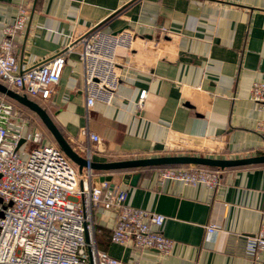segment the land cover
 I'll return each instance as SVG.
<instances>
[{"label": "crops", "instance_id": "0c3cea01", "mask_svg": "<svg viewBox=\"0 0 264 264\" xmlns=\"http://www.w3.org/2000/svg\"><path fill=\"white\" fill-rule=\"evenodd\" d=\"M21 6L28 18L13 36L21 66L74 44L59 81L41 102L82 156L110 161L264 153V128L258 127L264 126V103L250 98L252 82L264 80V0H0V40L2 26ZM95 25L106 31L127 27L134 39L130 50L117 49L120 80L110 102L87 107L77 39ZM159 168L92 169L94 179L112 174V182L126 190L127 204L163 214L162 233L172 240L168 252L113 242L115 212L99 205L96 242L116 264H264L246 244L264 211V163L220 169L216 186L159 181ZM137 171L134 185L120 178ZM211 223L217 228L207 232Z\"/></svg>", "mask_w": 264, "mask_h": 264}, {"label": "built area", "instance_id": "2783aa9c", "mask_svg": "<svg viewBox=\"0 0 264 264\" xmlns=\"http://www.w3.org/2000/svg\"><path fill=\"white\" fill-rule=\"evenodd\" d=\"M27 18L28 10L21 6L15 19L2 26L0 77L9 87L44 99L59 81L74 44L30 66H21L13 36L25 27ZM133 39L127 27L106 31L98 25L79 36L76 52L83 67L87 107L95 101L110 102L120 80L117 49L130 50ZM146 93L145 88L139 91V107ZM250 98L264 103V80L252 82ZM82 133L100 141L99 135L87 128ZM27 142L33 144L29 149ZM157 179L216 186L220 169L193 164L166 166L158 169ZM125 198L123 187L94 179L89 166L79 172L56 142L45 138L0 97V264H116L118 260L96 242L94 209L99 205L115 212L111 241L168 252L172 240L162 233L163 214L129 205ZM216 228L213 223L206 226L207 232ZM246 244L252 258L264 262V211L257 230L246 236Z\"/></svg>", "mask_w": 264, "mask_h": 264}, {"label": "water", "instance_id": "95a60500", "mask_svg": "<svg viewBox=\"0 0 264 264\" xmlns=\"http://www.w3.org/2000/svg\"><path fill=\"white\" fill-rule=\"evenodd\" d=\"M0 93L16 100L20 104L34 111L39 116L46 128L50 131L57 145L66 154V156L74 164L77 165L79 171H81L82 168L86 166H89L92 169L100 170H124L129 168H142L146 166H157L163 164H193L207 165L223 169L225 167L231 166L264 163V153L232 158L215 157L202 154L177 153L137 158H126L110 161H93L79 154L71 146L69 141L63 136L59 128L56 126L47 110L43 106H41L37 101L29 98L25 93H20L19 91L9 87L1 81ZM20 142H22V140H20ZM139 176V171L135 173L125 172L121 174L120 178L123 182L134 185L137 182ZM97 180H107L111 184H113L112 174H102L98 176Z\"/></svg>", "mask_w": 264, "mask_h": 264}, {"label": "rangeland", "instance_id": "374dc122", "mask_svg": "<svg viewBox=\"0 0 264 264\" xmlns=\"http://www.w3.org/2000/svg\"><path fill=\"white\" fill-rule=\"evenodd\" d=\"M8 103L12 106L13 110L16 113L22 114L24 117H26L28 119L29 125L40 129L42 131L43 136L45 138H47V139L55 142V140H54L53 136L51 135L50 131L46 128V126L43 124V122L37 116L36 113L30 111L29 109H27L23 105L18 104L16 101H14V102H8ZM26 145H27V148L29 149L30 147H32L33 144L31 142H27ZM56 145H57V143H56Z\"/></svg>", "mask_w": 264, "mask_h": 264}, {"label": "trees", "instance_id": "16d2710c", "mask_svg": "<svg viewBox=\"0 0 264 264\" xmlns=\"http://www.w3.org/2000/svg\"><path fill=\"white\" fill-rule=\"evenodd\" d=\"M0 81H2V79H1V77H0ZM11 88H13V89H15V90H17V91H19L20 93H24L21 89H18V88H16V87H14V86H10ZM1 94V93H0ZM29 98H31V99H33V100H35V101H37L41 106H43L42 105V102H41V99L40 98H36V97H33V96H31V95H29V94H26ZM3 97H4V99L7 101V102H14V101H16V100H14V99H12V98H10V97H8V96H6V95H3ZM17 102V101H16ZM18 104H20L19 102H17ZM22 105V104H21ZM24 106V105H23ZM24 107H26V106H24ZM27 109H29L28 107H26ZM30 111H32L31 109H29ZM32 112H34V111H32ZM35 113V112H34ZM38 116V115H37ZM39 117V116H38ZM52 135V134H51ZM49 140V139H48ZM178 165H188V164H163V165H157L158 167H166V166H178ZM197 166H200V167H205V168H209V169H218L217 167H212V166H207V165H197ZM146 167H148V166H146ZM95 234H96V228H95ZM110 236V235H109Z\"/></svg>", "mask_w": 264, "mask_h": 264}]
</instances>
